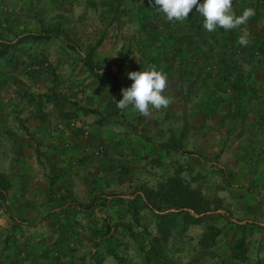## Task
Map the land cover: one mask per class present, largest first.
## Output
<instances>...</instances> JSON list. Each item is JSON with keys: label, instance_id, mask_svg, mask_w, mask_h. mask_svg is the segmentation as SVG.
<instances>
[{"label": "rangeland", "instance_id": "rangeland-1", "mask_svg": "<svg viewBox=\"0 0 264 264\" xmlns=\"http://www.w3.org/2000/svg\"><path fill=\"white\" fill-rule=\"evenodd\" d=\"M157 7L0 0V174L17 218L0 197V264H264V0H233L254 15L213 32L195 8L168 21ZM56 25L68 38L28 37ZM99 40L111 75L85 65ZM148 66L170 104L118 109Z\"/></svg>", "mask_w": 264, "mask_h": 264}, {"label": "clouds", "instance_id": "clouds-1", "mask_svg": "<svg viewBox=\"0 0 264 264\" xmlns=\"http://www.w3.org/2000/svg\"><path fill=\"white\" fill-rule=\"evenodd\" d=\"M154 4L168 21H184L195 8V12L204 18L203 28L208 32L220 28L225 31L235 29L254 15L252 8H246L237 15L233 10V0H154ZM247 36L246 32L241 35V44L248 43ZM127 75L132 83L122 88V98L116 102L118 109L124 110L132 105L141 115L148 116L150 108L161 109L170 104V99L163 94L167 83L166 73L148 66Z\"/></svg>", "mask_w": 264, "mask_h": 264}, {"label": "trees", "instance_id": "trees-1", "mask_svg": "<svg viewBox=\"0 0 264 264\" xmlns=\"http://www.w3.org/2000/svg\"><path fill=\"white\" fill-rule=\"evenodd\" d=\"M120 7V5H119ZM116 10H119L118 7H116ZM44 33L41 35H35V34H30L28 37L33 38V39H51L52 37H59V36H63L65 38H68L67 34L62 30L60 25H56L54 28L50 29V30H44ZM101 44V40L98 41V43L91 47L90 50L87 52L85 58H84V62L85 65L87 66V68L93 73V74H99L100 70H104L106 71L109 75H111V72L109 70V68L107 66H101L98 63H96L94 61V54L97 51L98 47ZM4 50H2L0 52V56L5 55V53L8 52V50L12 47L11 43H4ZM161 147L163 149H170V146H167L165 144L161 145ZM0 197L7 203V211L10 212V208H9V195H8V183L6 178L0 174ZM103 197V196H100ZM99 198V197H98ZM97 198V199H98ZM108 200V197H106ZM96 199V200H97ZM96 200L92 203V205L90 206L89 210L92 209L94 207V205H96ZM147 202L148 205H152L158 209H161V207L158 204H153V200L150 199V197L148 196L147 198ZM147 205V204H146ZM177 207H185L186 204L185 202L182 200L181 203L176 204ZM77 207L84 211L86 208L84 206H82L81 204H77ZM192 208L195 209V211L198 213L200 212V209L196 206V205H192ZM11 213V212H10ZM187 216L190 217L193 220H198V218H196V216H194L193 214H191L190 212H186ZM156 214V213H155ZM14 219H17L16 216H14L12 213L10 214ZM160 217H165L164 215L161 214H157ZM252 224L254 225H258L259 223L257 222H252ZM261 226V225H260ZM262 228H264L263 226H261Z\"/></svg>", "mask_w": 264, "mask_h": 264}]
</instances>
